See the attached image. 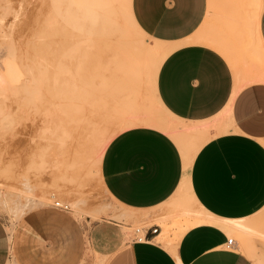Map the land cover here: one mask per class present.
<instances>
[{
  "label": "rangeland",
  "instance_id": "obj_1",
  "mask_svg": "<svg viewBox=\"0 0 264 264\" xmlns=\"http://www.w3.org/2000/svg\"><path fill=\"white\" fill-rule=\"evenodd\" d=\"M108 1L0 0V70L6 80L0 87V218L6 224L8 237L23 212L58 199L68 203L69 211L85 228V251L79 264H100L109 249L124 240L129 241L134 227L141 224L158 223L161 227L158 241L168 246L176 242L181 233L192 225L215 224L221 220L231 224L249 223L247 228L250 232L245 236V242L239 237V231L227 229L224 232L234 238L236 248L252 264H257L256 260L264 261V203L247 216L231 218L207 211L192 194L187 169L198 147L215 131L210 132L209 129L213 128L207 124L186 123L175 118L169 111L170 115L165 113L150 96L155 83L148 72L150 65L147 64L150 63L145 65L146 70L140 76L143 86L139 88L142 95L140 101L121 102V106L117 104L111 107L112 114L107 122L111 131L109 135L111 137L130 126L156 125L159 121L174 125L171 128L176 126L177 130L169 132V136L182 154V178L165 204L143 210L124 206L103 187L99 176V160L109 137L104 141L103 134L90 135V130L87 132L84 127L89 129L87 122L89 120L91 124L95 117V121L101 122L105 108H101L102 114L99 112V115L97 105L94 104L92 107L96 111L92 112L91 105H87L90 103L89 96H86L89 103L85 104L86 101L83 104L89 107L82 104L81 113L78 112L76 103L81 101V97L75 88L76 83L80 82L83 86L84 82L89 85L83 89L85 92L90 90L92 94L98 90L97 81L100 77H97L101 73V62L100 65L95 62L98 54L96 47L101 43L98 42L97 46L95 42L103 36L102 15ZM118 1L119 24L140 47L150 44L153 39L166 43H187L198 39L203 44L212 43L215 39L218 40H214L218 48L214 44L206 45L224 55L234 70L247 73L253 71L256 73L253 79L264 80V43L257 31L250 29L258 22L264 0H207L206 19L191 36L178 41L160 40L149 35L153 38L151 40L143 36L128 21L130 0ZM228 9L243 13L237 19L238 27L243 29H237L236 26V29L226 28L224 12ZM200 35H204V40L202 37L199 39ZM206 36L210 39H206ZM219 41L221 44L227 43L224 44L227 50ZM100 51L98 59L102 61L103 53L101 56ZM111 70L110 73L114 71ZM95 77L98 80L94 82ZM92 81L97 87L94 83L95 86L90 85ZM80 90V96H83L84 91L82 93ZM80 105L79 102V109ZM83 107L87 111L85 108L83 111ZM82 111L91 116V119H88V114L82 117L87 122L84 119L79 122L77 118L80 119L81 115L75 116L77 112L82 114ZM74 123L77 126L82 123L80 132L79 126L75 129ZM193 128L195 131L191 130ZM208 131L210 135L205 138L208 134L204 133ZM260 142L264 145V139ZM76 147L82 151H77ZM120 216L125 218L120 220ZM100 222L107 224L105 236L94 228ZM6 264H15L11 255Z\"/></svg>",
  "mask_w": 264,
  "mask_h": 264
},
{
  "label": "crops",
  "instance_id": "obj_2",
  "mask_svg": "<svg viewBox=\"0 0 264 264\" xmlns=\"http://www.w3.org/2000/svg\"><path fill=\"white\" fill-rule=\"evenodd\" d=\"M130 10L148 36L178 41L191 36L206 19L207 0H130ZM224 13L226 28L236 29L243 13L230 9ZM250 29L264 43V5ZM174 44L178 46L167 53L156 72L157 96L175 118L207 124L213 128L210 132L215 131L204 133L205 138L210 136L187 169L191 192L212 214L247 216L264 203V145L260 142L264 139V80L253 79V71L234 70L209 45ZM114 135L99 160L105 190L128 208L165 204L183 174V158L175 141L164 131L144 125ZM94 228L106 235L107 224L100 222ZM160 231L159 225L149 239L116 244L100 264H252L236 248L235 240L226 246L228 235L211 223L188 227L168 246L158 241L159 236L155 238ZM245 236L240 234L242 242ZM84 251L85 228L69 210L50 204L30 208L15 221L10 237L0 218V264H6L10 255L15 264H79Z\"/></svg>",
  "mask_w": 264,
  "mask_h": 264
},
{
  "label": "bare ground",
  "instance_id": "obj_3",
  "mask_svg": "<svg viewBox=\"0 0 264 264\" xmlns=\"http://www.w3.org/2000/svg\"><path fill=\"white\" fill-rule=\"evenodd\" d=\"M118 3L119 1L118 0H109L107 2V5H106V8H105V11H104V14L102 15L103 17V27H102V35L103 36H100V41L97 40L96 45L98 46L99 43H101V45H99V47L101 46V49L99 47H96L97 48V53H96V48H94V51L95 53L97 54V57H96V64L98 62L97 65H100V62H101V66H99V68L101 67L100 71L101 73H98V75L96 74V77L99 78V80L96 78L94 80V82L96 80L97 83H98V87L97 85L92 81V84H90L91 86L92 85H96L97 89L96 91H94V93H90L88 90H86V92L83 90V89H86L85 87L86 86H89L88 84L85 85V83L83 82V86H81V83H76V88L75 90L77 91L78 95H79V98L84 97V101L83 98L79 99L81 101H79L81 103L80 105V109L78 107V103L77 104V107L76 109L79 110L78 112H80L81 110V106L87 104V105H91L90 109L92 112L93 110L98 111L97 114H99L101 108H105L104 110V114H101L102 117L100 120H102L101 122L99 121H95L97 120L96 117L94 118L95 120L93 122H88L85 121V118H82L84 117V115L88 114V119H91V116L89 115L88 112H86L87 108L83 107V111H84V108H85V113H83L82 111V114H78L75 116L77 117L78 115H81V117L79 116L80 119L77 118V120L80 122L82 119H84L85 122H87V124L89 123L90 127L88 129V127H84L86 128V131L89 132L90 135H93L94 133L97 134V135H100V134H103V137L105 138L104 141L108 140V137L110 138V135H109V132L110 131V127L108 128L107 125L110 121V117H111V114H112V111H111V107H115V105L119 104L118 106H121L123 104V102H127V101H132L133 103H138L137 100L141 99L142 98V95L140 94L139 90L141 91V87H143L141 84H142V81H140L142 78H140V76L142 75L143 70H146L144 69L145 68V65L147 63H150V64H147V66L150 65V68H148V72L150 74V77H152V81H155L156 79V72H157V69L159 67V64L161 63L162 59L167 55L168 52H170L172 49H174L176 46H178V44H174V43H166V42H162V41H155L156 39H153L151 37H149L147 34H145L139 27L138 25L136 24V22L134 21L133 17H132V14L130 13L129 17H128V21L129 23L132 25V27L137 31V32H140L143 36L147 37V38H150L152 41L150 44H146L144 45L143 47H140V45H137L135 44L127 35H126V32H125V29L123 28L122 25L119 24V21H118V11L117 8H118ZM116 13V14H115ZM101 28V27H100ZM101 30V29H100ZM94 36V35H93ZM195 37V36H194ZM199 37V36H198ZM197 37V38H198ZM204 37V35H200V38L199 39H202ZM208 37L206 36V39ZM205 39V41H207ZM210 39V37L208 38V40ZM212 39V38H211ZM204 40V38H203ZM215 40V39H214ZM214 40L213 42H209V43H206V44H211L213 46L218 48L216 45L218 43H214ZM194 42H197L196 39L193 40ZM200 41V40H199ZM198 41V42H199ZM204 41V43H205ZM212 41V40H211ZM99 42V43H98ZM197 42V43H198ZM201 43H203V41H200ZM215 42H218V40ZM223 42V41H222ZM219 44H221V42L219 41ZM224 47V44L226 45L227 43L226 42H223L222 43ZM221 44V45H222ZM229 45H227V48H228ZM99 48V49H98ZM224 49H226L224 47ZM101 50V51H100ZM227 50V49H226ZM230 50V49H229ZM252 50V49H251ZM99 51H100V55L102 56V53H103V57H102V61L99 60L100 57H99ZM103 51V52H102ZM254 54V53H253ZM161 55L158 59V56ZM99 57V59H98ZM100 61V62H99ZM256 61V60H255ZM259 63V62H258ZM261 64V63H260ZM113 69H112V68ZM114 70L113 72L110 73V70ZM98 70V69H97ZM111 70V71H112ZM97 73V72H96ZM114 73V75L112 76L111 74ZM101 74V76H100ZM104 74V76H103ZM148 74V75H149ZM2 71L0 70V87L2 85H4V80L5 78H3L2 76ZM147 75V76H148ZM152 75V76H151ZM104 77V78H103ZM142 77V76H141ZM151 80V78H150ZM6 81V80H5ZM139 81L141 82L139 84ZM144 81V80H143ZM149 81V80H148ZM94 83V84H93ZM147 83V82H146ZM149 83V82H148ZM78 84L79 87L77 86ZM152 84V83H151ZM151 84L149 87H151ZM154 86H152V91H151V94L150 96L152 97L153 100H155L160 106L161 108L165 111L166 114L170 115V113L164 108V106L162 105V103L160 102L158 96H157V93H156V87H155V83H153ZM152 84V85H153ZM94 85V86H95ZM139 85H141L139 87ZM77 87H78V90H77ZM83 87V88H82ZM95 87V88H96ZM80 88L82 89V93L84 91V95L83 96H80ZM94 88V89H95ZM80 90V91H79ZM91 90H92V87H91ZM89 94L90 95H86V94ZM86 96H89L88 100L89 102L85 99ZM78 98V97H77ZM78 100V99H77ZM93 100V102H92ZM95 100H97V102H95ZM87 101V102H86ZM140 101V100H139ZM142 101V100H141ZM86 102V103H85ZM91 102L93 104H91ZM122 102V104H121ZM85 103V104H83ZM83 104V105H82ZM96 106V109H93L94 107L92 106ZM86 106V105H85ZM86 107H89V106H86ZM123 107V106H122ZM75 109V110H76ZM76 110V111H77ZM89 111V109H88ZM90 111V112H91ZM94 111V112H95ZM81 113V112H80ZM153 114V112H151ZM85 115V116H86ZM100 115V114H99ZM90 116V118H89ZM73 118V119H76ZM153 118V116H151ZM87 118V117H86ZM75 120H73L74 122ZM76 121V122H78ZM83 121V120H82ZM85 122H83L85 124ZM72 123V122H71ZM75 124V123H74ZM73 124V125H74ZM82 124V123H81ZM80 124V125H81ZM87 124H85L87 126ZM105 124V126H103ZM72 125V126H73ZM76 125V124H75ZM74 125V126H75ZM79 123H78V126H79V132L81 131V127H80ZM88 125V126H89ZM150 125V124H149ZM148 125V126H149ZM73 126V127H74ZM77 125L75 126L76 128L75 129H78ZM83 126V125H82ZM111 126V125H110ZM151 127H154V128H157L159 130H162L164 131L166 134L169 135V132H173L175 130H177L176 126L175 128H171V127H174V125H168L166 124L165 122L163 121H159V123L157 122L156 125L155 124H151L150 125ZM88 129V130H87ZM195 128L191 129V130H194ZM197 129V128H196ZM198 129H201V128H198ZM190 130V131H191ZM83 131V130H82ZM195 131V130H194ZM78 132V133H79ZM83 133V132H82ZM85 133V132H84ZM83 133V134H84ZM87 134V133H86ZM114 134V133H113ZM115 136V135H114ZM171 137V136H170ZM84 138V137H83ZM87 138V136H86ZM102 138V137H101ZM172 138V137H171ZM79 139V138H77ZM80 139H82L80 137ZM90 139V138H89ZM173 139V138H172ZM85 140V139H84ZM94 140V138H93ZM78 141V140H77ZM80 141V140H79ZM83 141V139H82ZM87 141V140H85ZM100 141V140H99ZM89 142V141H88ZM93 142V141H91ZM81 143V142H79ZM86 143V142H85ZM84 143V144H85ZM90 143V142H89ZM96 143V142H93V144ZM97 144V143H96ZM99 145V144H98ZM96 145V146H98ZM105 145V144H104ZM67 146V145H66ZM102 146V145H101ZM90 147V146H89ZM67 149V148H66ZM72 149V148H71ZM70 149V150H71ZM75 149H77V151H82V150H78V148L76 147ZM89 150V149H88ZM95 150H96V147H95ZM85 152H87V149L84 151V154ZM91 152V151H89ZM70 153V151H69ZM73 153V152H72ZM82 153V152H81ZM86 157V156H85ZM80 160V159H79ZM78 161V160H77ZM72 163V162H71ZM66 164V163H65ZM77 164V163H76ZM79 164V162H78ZM81 165V164H80ZM69 167V165H68ZM69 174V173H68ZM76 175V174H75ZM122 218V217H121ZM120 218V219H121ZM125 218V217H124ZM122 218V219H124ZM215 226H217L218 228H220L221 230L225 231L227 229H231V230H236V232H240V234L242 235H247L248 232H250V230L247 228L250 226L249 223H243V222H239V223H236V224H231L229 222H226V221H218L217 223L213 224ZM251 226L252 223H251ZM252 228V227H251ZM256 228V227H255ZM161 232V231H160ZM160 232L155 236V238H157L160 234ZM247 232V233H246ZM246 233V234H245Z\"/></svg>",
  "mask_w": 264,
  "mask_h": 264
},
{
  "label": "built area",
  "instance_id": "obj_4",
  "mask_svg": "<svg viewBox=\"0 0 264 264\" xmlns=\"http://www.w3.org/2000/svg\"><path fill=\"white\" fill-rule=\"evenodd\" d=\"M52 206L62 209V210H69V205L66 202L60 201L58 199H53L51 204ZM159 227V224L148 223V224H141L140 226L134 227L132 230L131 240H146L149 239V234L154 233ZM234 238L232 236H227L225 240V245L228 246L232 243Z\"/></svg>",
  "mask_w": 264,
  "mask_h": 264
}]
</instances>
